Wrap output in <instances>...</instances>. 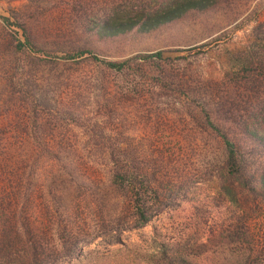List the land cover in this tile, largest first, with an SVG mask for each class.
Masks as SVG:
<instances>
[{
  "label": "rangeland",
  "instance_id": "1",
  "mask_svg": "<svg viewBox=\"0 0 264 264\" xmlns=\"http://www.w3.org/2000/svg\"><path fill=\"white\" fill-rule=\"evenodd\" d=\"M165 1L0 0V79L20 82L32 91V97L37 93L34 97L42 105L43 101L50 103L49 111L39 114L50 124L47 131L57 137L51 147L60 146L59 138L66 136L62 143L65 148H102L104 142L90 139L101 130L106 138L123 141L122 146L140 144L142 138L151 135L201 132L184 123L177 129L159 124L165 114L178 118L177 122L183 120L186 116L180 106L189 101L183 89L162 97L142 96V91L149 92L158 81L153 70L156 67H143L142 74L134 63L133 70L120 75L90 60H64L68 54L85 49L105 62L162 52L168 62L160 65L168 71L169 82H189L192 90L202 95V101L210 103L219 125L230 129L220 115L223 105L228 108L233 103L237 108L236 98L250 96L234 87L239 70L232 58L248 45L257 21H264V0H210V10L189 13L146 34L135 28L102 38L94 28L95 22H137ZM26 37L32 50L17 51L18 41L25 43ZM9 87L6 91L15 90ZM248 100L258 103L263 95L252 94ZM201 106V102L196 103V107ZM239 110V115L255 112L254 107L240 106ZM198 148L192 152V159L199 161L193 169L202 173L203 182L192 180L179 206L143 229L124 233V245L108 246L103 238H97L84 248V254L72 260L60 259L58 264H146L164 245L195 264H238L252 251L258 255L264 248V209L244 215L251 244L236 240V209L219 196L218 151L204 145ZM206 150L210 151L207 158ZM202 161L210 164L204 167ZM213 163L218 166L212 167ZM97 192L82 190L67 196L69 201L82 198L80 212L87 225L93 222L92 230L98 217H107L114 203L112 197Z\"/></svg>",
  "mask_w": 264,
  "mask_h": 264
},
{
  "label": "trees",
  "instance_id": "2",
  "mask_svg": "<svg viewBox=\"0 0 264 264\" xmlns=\"http://www.w3.org/2000/svg\"><path fill=\"white\" fill-rule=\"evenodd\" d=\"M210 7V0H166L137 22H95L94 28L102 38L135 28L146 34ZM253 31L248 45L232 58L239 70L234 87L250 96L236 98L237 108L233 103L227 108L225 103L220 111L234 130L219 125L210 103L202 101V95L192 90L189 82H169L168 71L160 65L168 62L162 52L105 62L85 49L68 54L64 60H90L120 75L133 70L134 63L142 74L143 67H156L153 72H157L158 81L149 92L142 91V96L162 97L183 89L189 101L180 106L186 116L183 120L177 122L178 118L165 114L159 124L177 129L184 123L200 129V133H158L142 138L140 144L122 146L123 141L114 138L118 143L112 142L114 139L106 138L101 130L90 139L104 142L102 148H65L62 143L66 136L59 138L60 146L51 147L57 137L47 131L50 124L39 114L49 111L50 103L43 101L42 105L35 99L37 93L32 97V91L20 82L0 79V264H58L60 259L81 256L97 238H103L108 246L124 245V233L143 229L165 211L179 206L192 180L203 182L202 173L193 169L198 158L192 159V152L201 145L217 149L219 166L213 163L212 167L218 166L219 196L236 209V240L251 244L244 215L264 209V21L258 20ZM17 48L32 50L29 38L25 43L18 41ZM9 86L15 90L6 91ZM258 93L263 100H248ZM197 102L202 106L196 107ZM240 106L254 107L255 112L239 115ZM207 155L210 151L206 150L205 158ZM82 190L98 191L99 196L114 200L107 217H98L93 230V222L87 225L80 212L82 198L67 199ZM263 254L264 248L258 255L252 251L238 264H264ZM146 264L195 263L164 245Z\"/></svg>",
  "mask_w": 264,
  "mask_h": 264
}]
</instances>
